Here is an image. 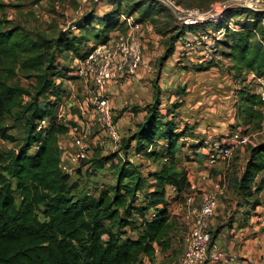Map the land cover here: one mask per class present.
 I'll return each instance as SVG.
<instances>
[{
	"label": "trees",
	"instance_id": "1",
	"mask_svg": "<svg viewBox=\"0 0 264 264\" xmlns=\"http://www.w3.org/2000/svg\"><path fill=\"white\" fill-rule=\"evenodd\" d=\"M182 1L194 7L191 4L196 0ZM122 2L124 0H109L110 10L102 15L87 12L73 24L77 33L68 29L52 38L40 33L34 37L21 35L16 27L2 28L8 21L0 18V71L7 67L11 74L26 78L25 83H9L0 74V138L15 141L12 133L7 132L8 125L3 123L6 117L14 123L20 122L23 128L16 150L0 147V264H143V256L150 258L170 246L173 222L167 186L174 188V198L188 192L187 168L181 164L180 146L176 145L187 130L186 127L178 129V123L172 118L180 104L174 103L165 113L161 112L158 87L153 100L145 105V115L136 129L120 139L125 142L124 154L131 152L132 158L143 156L145 160L157 158L161 162L158 167L144 175L143 164L133 163L132 158L94 155L90 161L97 168L117 157L116 162L110 164L115 185L101 190L98 195L88 194V191L79 195L70 193L73 174L59 167L58 141L71 128L70 121L65 122L59 116L58 105L66 95L62 79L68 78L72 68L61 63V59L82 58L88 50L81 53V44H87L90 39H96L95 43L105 41L112 31L121 30L124 24L121 14L139 12L135 20L140 21L153 20L161 12L155 10L152 1H135L125 3L127 9L123 13L117 10ZM6 6L0 0V10ZM162 6L171 12L166 5ZM246 11L247 17L239 19ZM262 13L264 11L236 6L230 8L223 23L215 27L206 23L204 27L203 23L187 25V28L177 25L164 51L165 57L171 55L174 40L187 32L216 29L232 19L236 29L225 30L218 41L219 55L211 61L193 62L205 64L207 69L221 55L229 58L232 78L241 83L236 91L240 101L237 113L248 123L254 116L259 121L264 117L261 108L264 101L247 81L250 72L264 77ZM214 24L216 22L211 25ZM177 92L182 93V88ZM42 120L46 123L41 124ZM243 131L247 132V128ZM247 148V162L240 177L232 183L237 195L248 203L249 197L254 195L253 188L257 192L264 188V174L257 181L258 174L264 172V140L248 144ZM259 204L256 196L250 205L255 209ZM133 230V234L128 233Z\"/></svg>",
	"mask_w": 264,
	"mask_h": 264
},
{
	"label": "rangeland",
	"instance_id": "2",
	"mask_svg": "<svg viewBox=\"0 0 264 264\" xmlns=\"http://www.w3.org/2000/svg\"><path fill=\"white\" fill-rule=\"evenodd\" d=\"M3 1L7 4V6L3 10H0V18L6 19L8 23L2 24V28L10 29L16 27V32H20L21 35L30 34L32 37H34L36 33L43 34L46 37H55L60 33V31L67 32L68 29H72L73 24L85 13L95 11V13L102 15V13L110 10L112 7L109 0ZM135 1L139 3H142L143 1L145 3L152 1L155 5V10H159L161 12L149 23L143 21L146 24H151L152 29H148L145 23H142L143 28L141 31L138 32L137 29H134L136 34L135 37L139 38L142 43V61L135 74L131 76L128 81H126L127 86L126 89H124L125 99L128 101L133 99V96L127 93L134 91V85L137 80L141 83L143 88L142 92H148V88L156 91L158 87L161 106L164 105L162 106L164 110L171 105H183L184 109L177 112L176 116L172 117L174 121L178 123V129L186 127L187 130L186 136L180 138L176 142V145L180 146V152H182H179L180 154H178L180 155V159L183 155H185L188 160L190 158L193 159L195 156L203 157L204 155L200 150L202 146L205 145L207 151L210 152L214 142L225 139L234 130L241 132L243 127H246V135L249 139L248 142L245 144L235 145L232 149L231 155L227 159L220 160L216 164L224 166L222 171H225L224 177L226 180H229L228 176L230 173L227 168L229 166L233 167L230 173V182L235 181L236 178L234 176V171H236V167L242 166V164L245 166L249 157L247 148V145L251 144L249 141L256 143L260 140H264V119L259 121L258 117L254 116V119L252 118V120L248 123L247 119L243 118L242 114H239L240 112L236 113V110L238 109L236 104L239 102V96L236 91L237 88L241 86V83L236 82L234 78H232L233 70L230 69L231 61L229 59L227 60V57L221 55L217 61H214V65L207 69L205 68L206 66H204L205 64H193L185 58L180 59L177 56L176 58L171 57L168 59L165 57L164 51L166 41L171 35L176 33L177 30H174L173 28L177 26L175 21H179L177 19L174 21V17L172 15L173 11L171 10L170 12L167 8L162 6V4L156 2L157 0H124V2L119 4L120 6L117 7V10L125 13V10L127 9L125 3L129 4ZM173 1L176 4L180 3V6L185 5V7H188V5H186L182 0H180L179 3L176 0ZM225 1L229 0H196L191 5L208 10L215 8L217 4ZM230 3L246 8L247 10H264V0H230ZM144 6L145 4H143L142 7ZM247 15V11L243 12L239 15V19L245 18ZM132 16L134 19H137L139 17V12H134ZM221 21L222 19H219L216 22V25H211L212 23H209L207 26L215 27L222 24L223 22ZM202 26L204 27L206 24L203 23ZM121 30L122 33H125L128 30L127 22L124 21ZM73 31L77 33L76 29ZM95 42L96 39H90L87 44H81V53L87 51L92 43ZM221 49H224L223 46ZM61 63L69 65L70 68L72 67L71 71H74L76 65L74 59L69 58L66 61L61 59ZM199 66L203 69L198 68ZM0 74L5 77L9 83L26 82V78L24 76L21 74L17 75L15 73L11 74L7 67L2 68ZM67 75L68 78H60L63 81L62 86L66 91V95L64 97V103L62 102L58 105L59 112L62 114L60 115L62 120H66L65 122L70 121L71 123L70 131L59 138V140L64 141L62 144L65 145V148H69L70 146L67 143L70 139L71 133L74 132V128L76 127L80 129L82 122H85L88 117L87 115L83 116L81 109L77 105V102L82 99L83 83L77 76L71 74L70 71ZM247 81L246 84L250 82L252 87L255 88L254 81ZM166 83L171 86L169 89L163 87ZM181 88L183 92L178 93L177 90ZM178 94L181 96H178ZM170 99H173V101H167ZM130 105H132L130 109L137 107V105H134L133 102ZM182 112L184 117H181ZM118 116L119 114H114V119L116 120ZM188 120L190 122H188ZM3 123L8 125L7 132L12 133L15 137V141H8L0 138V147L4 150H16L20 144L21 137L23 136L22 124L20 122L14 123L10 117H6ZM99 128V125L95 123L89 137L96 135L99 132ZM131 131L132 130H129L127 135H129ZM196 139H199L202 142L196 143V145L194 144L195 141H197ZM105 140L106 142L104 144H100L98 142L92 144L94 151L90 154V157L81 161L79 166L76 168V171L74 170L72 173L71 182L73 184L71 186L72 188H70V193L79 195L83 194V192L86 193L87 191H92L94 195H98L101 190L112 189L114 187L116 180L113 169L110 167L111 161L115 163L117 157L119 156H124L130 159L132 158V154L131 152L124 154L122 147L125 142L121 141L115 145L110 143L108 139ZM191 144H194V146H191ZM193 147L195 150H193ZM176 149L179 148L176 147ZM110 154H116L117 157L112 158L101 168L93 166L90 161L94 155L104 157ZM142 157L143 156L139 159H136L137 157H133L132 161L133 163L138 162L143 164L141 169L145 170L144 163L145 166H147V160ZM150 159H152L153 162L155 161L154 164L157 167L161 163L157 160V158L153 159L152 157ZM202 161L203 160H198L201 164ZM201 166L202 165H200V167ZM205 168H208L209 171H207L211 175L215 166H203V169ZM143 172L145 175V171ZM262 174H264V172H260L258 174L257 181L262 178ZM210 175L207 178H210ZM216 181L219 182V180H213V184L207 186V189H213ZM253 191L254 195L249 197L250 202L248 203L246 202V199H241V197L239 195L237 196V194L233 191L228 192V200L223 198L222 194H220L218 197L221 201L219 205L220 207L216 208V213H218V215H213V218L227 220L228 218H232L233 213L235 212L240 220V226L250 223L249 220L252 219L253 221H256V224L260 223V221H264V188H262L259 192L256 191V188H253ZM197 192L200 193L201 190H197ZM256 196L259 197L260 204L258 207L253 209L250 204L251 200H253ZM222 204L228 206L227 209L231 214L229 217L225 214V212L221 214V210L223 209ZM221 215H225L226 218H221ZM172 222L174 223V227L170 231L169 237L171 242L168 249L164 252L159 251L158 255H154L150 258L143 256V264H179V257L183 250L182 235L178 236L179 240L176 239L178 232L175 222ZM230 222V220L226 221V223ZM257 226L259 230L264 229V226L259 224ZM128 233L133 234L134 230L128 231ZM211 233L213 236L214 231L212 230Z\"/></svg>",
	"mask_w": 264,
	"mask_h": 264
},
{
	"label": "built area",
	"instance_id": "3",
	"mask_svg": "<svg viewBox=\"0 0 264 264\" xmlns=\"http://www.w3.org/2000/svg\"><path fill=\"white\" fill-rule=\"evenodd\" d=\"M157 1L172 10L176 19L180 21L206 23L207 25L223 19L230 8L237 6L231 4L229 0L217 4L215 8L204 10L199 7L180 6L173 0ZM121 16L122 20L128 24V30L125 33L115 29L105 41L92 43L82 58L74 59L75 69L70 72L83 83L82 99L77 102V105L83 116L88 117L85 122H82L80 129L74 128L67 143L70 145L69 148H65L62 144L64 141H58L61 151L59 167L63 172L72 174L81 161L89 158L94 150L92 144L97 142L104 144L105 139H108L110 143L116 145L122 137L114 119L108 88L113 81L126 83L140 66L142 43L139 38L135 37L134 29L141 31L142 23L135 20L132 15L121 14ZM232 21L229 19L227 25L216 29L208 28L197 32H187L180 42L179 54L195 62L211 61L219 55L218 41L224 35L225 30L227 28L236 29ZM260 21L264 24V13L261 14ZM247 80L255 82L254 91L264 101V77L250 72ZM261 108L262 115H264V104ZM60 115L62 114L59 113ZM45 123V120L41 121V124ZM95 123L100 127L99 132L89 137ZM241 132L235 130L225 139L214 142L207 155L206 164L214 166L218 161L227 159L235 145L247 143L248 136ZM197 190V183L190 182L188 192L185 193L186 216L191 220V225L183 234V250L179 257V264H212L233 261L234 257L228 256L214 241L210 230V221L216 211L218 197L223 192L221 182H216L213 189L202 191L199 202H195ZM152 214L153 212H150V215Z\"/></svg>",
	"mask_w": 264,
	"mask_h": 264
},
{
	"label": "crops",
	"instance_id": "4",
	"mask_svg": "<svg viewBox=\"0 0 264 264\" xmlns=\"http://www.w3.org/2000/svg\"><path fill=\"white\" fill-rule=\"evenodd\" d=\"M261 11H264V10H261ZM96 14L99 15V13H96ZM140 21H141V23L144 24L145 22H143V21H146L149 23L151 21V19H144V20H140ZM178 21L179 22L175 21V24H177L179 26L180 25H186V28H187V25H195V23H188L185 20H183V21L178 20ZM146 25H147L148 29H152L151 24H146ZM194 28L195 27H193L192 29H194ZM75 29L77 30V28L75 26H72V30H75ZM183 36H184V34L179 36L178 38H176L174 40V47L175 48H174L173 53L171 55L167 56L168 59L171 57L176 58L177 56L180 59L185 58V57L180 56V54H179V51H180L179 46H180V42H181ZM176 54H178V55H176ZM185 59H187L189 62L195 64L190 59H188V58H185ZM228 59L229 58L227 57V60ZM231 64H232V62H230V65ZM139 72H141V71H139ZM126 86H127L126 83H122L119 81H113L108 88V95H109L111 103H112L113 112L115 115L119 114V116L116 119V122H117V127H118L120 133L122 134V136H127V133L129 130L136 129L137 123L139 121H141L145 115V112H146V110L144 109L145 105L147 103L151 102V100L153 99V96H154V90L151 88L150 89L148 88V92L147 91L142 92L143 88L141 86V83L136 80L135 85H134V87H135L134 91L127 93V94L133 96L132 97L133 99H130L128 101L125 99V96H124V89H126ZM163 87L164 88L166 87L169 89L171 86L167 85V83H166V85ZM236 87H238V86H236ZM178 96H181V95L178 94ZM167 101H173V99H170ZM132 102L134 105H137V107L130 109L132 107V105H130ZM181 102H182V100H181ZM239 102L236 104L237 106H238ZM143 103H145V104H143ZM139 105H141V106H139ZM162 106H164V105H162ZM162 106L160 105L161 112L165 113L167 109L164 110L162 108ZM183 109H184L183 105L175 108V110H174L175 116H176L177 112H179ZM236 113H237V110H236ZM170 117H171V115H169V118ZM181 117H184L183 112H182ZM188 122H190V121L188 120ZM245 126H247V125H245ZM245 128L246 127H243V129L241 131L243 133L247 134V132L243 131ZM196 140L197 141H195L194 144L201 142V140H199V139H196ZM249 142L251 144H255L252 141H249ZM200 150H201L202 154L204 155L203 157L195 156L193 159L190 158L188 160L185 158V155L181 156L182 157L181 164L186 166V168H187V179H188L189 183L190 182L197 183L198 190L199 191L201 190V192H202L204 190H207V186H209L210 184H213V182H212L213 180H219V182H221V184L223 186V192L221 193L223 198L228 200V192H230V191H233L237 194V191L234 190L235 189L234 185L232 184V182H230V180H231L230 179L231 178L230 173H231V170L233 167L228 165L229 167L227 168V170L230 172L229 176H228L229 180H226L224 177L225 171L224 170L222 171V169H224V166L221 164L216 165L219 161L214 165L215 169H214L213 173H211V175H210L208 173V171H209L208 168L203 169V166H208L206 164V158H207V155L209 152L207 151L205 145L202 146L200 148ZM180 153H182V152H180ZM140 157L141 156L137 157L136 159H139ZM142 158H144V157H142ZM198 160H203L202 164L200 162H198ZM146 165L147 166H145V163H144V168H145L144 171L145 172L148 170L155 169L157 167L154 164V162L152 161V159H147ZM200 165H202V166L200 167ZM209 167H211V166H209ZM243 168H244L243 164H242V166L236 167V171H234V176L236 179L240 177ZM209 175H210V178H207ZM216 182H218V181H216ZM167 190L169 192V198H170V202L168 204V207L170 210V220L175 222V226H176V229L178 232L176 239L179 240L178 236H180V235H182V239H183L184 232L187 229H189V227L191 225V220L188 219L186 216V211H187V205L186 204H187V202H185V199H184L185 194L179 195V196H177V198H174V196H175L174 188L171 186H167ZM201 192L200 193H198L197 191L195 192V202L200 201ZM220 202L221 201L218 199L217 208L220 207L219 206ZM222 206H223V209L221 210V214L225 212V214L229 217L231 214L229 213V210L227 209L228 206L223 205V204H222ZM150 212H153V211L150 210ZM216 214L218 215V213H216V211H215L214 216ZM214 216H212V219L210 221L211 231L212 230L214 231L213 239H214V241H216L218 243L220 248L223 249L228 256H231V257L233 256L234 259H233V261L229 260L226 262L212 263V264H264V229L259 230V228H257L258 224L261 226H264V221H260V223L256 224V221H253V219H252V220H249L250 223H246V225L240 226L239 225L240 220L237 217V214L235 212L233 213V217L228 218L227 220L213 218ZM221 218H226V217H225V215H221ZM256 218H258V217H256ZM228 220H230L231 222L226 223V221H228ZM177 226H178V228H177ZM173 227H174V223H173ZM182 245H183V242H182ZM158 254H159V251H157L155 255H158Z\"/></svg>",
	"mask_w": 264,
	"mask_h": 264
}]
</instances>
